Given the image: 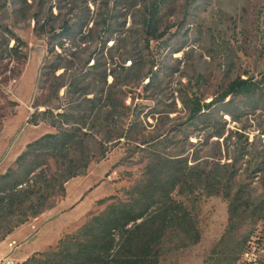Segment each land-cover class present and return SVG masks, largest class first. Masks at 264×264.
Returning <instances> with one entry per match:
<instances>
[{
    "label": "rangeland",
    "instance_id": "obj_1",
    "mask_svg": "<svg viewBox=\"0 0 264 264\" xmlns=\"http://www.w3.org/2000/svg\"><path fill=\"white\" fill-rule=\"evenodd\" d=\"M154 1L0 0V30L25 43L26 57L21 63L10 60L16 44L10 40L0 62V177L29 143L57 133L48 122H29L45 109L34 108L35 101L87 117V129L98 126L80 151L70 154L95 158L87 173L69 181L65 195L49 200L42 215L9 235L46 185L35 176L33 194L21 197L24 203L11 212L10 193L0 194L8 196L0 204V245L6 241L0 259L22 263L17 253L26 240L37 243L30 256L55 248L58 236L74 233L104 210L96 201L87 213L72 211L81 192L99 187L87 206L120 194L141 179L155 153L186 160L195 172L220 173L232 180L242 203L250 204L231 222L221 194L207 196L205 186L191 195L175 192L192 211L201 239L184 249L166 244L160 264H234L251 238L264 234V0H166L159 36L151 39L143 21ZM238 78L260 82V97L253 102L228 96L225 105L210 110L209 119L191 121L193 100L214 104ZM96 98L102 108L91 113L89 102ZM67 165V158L49 160L45 176L54 177ZM226 183L216 187L223 191ZM257 209L260 218L253 216ZM18 231L22 243L12 240Z\"/></svg>",
    "mask_w": 264,
    "mask_h": 264
},
{
    "label": "trees",
    "instance_id": "obj_2",
    "mask_svg": "<svg viewBox=\"0 0 264 264\" xmlns=\"http://www.w3.org/2000/svg\"><path fill=\"white\" fill-rule=\"evenodd\" d=\"M166 0H155L147 8L143 21L147 35L151 39L159 36L161 26V8ZM9 32V39L0 30V62L3 61L4 48H9L10 40L16 42L11 47L10 60L21 63L26 60L21 52L25 43L14 33ZM70 33V29H65ZM22 45V46H21ZM7 50V49H6ZM15 79V78H14ZM261 83L246 81L240 78L231 82L227 89L215 100L214 104L200 105L192 101V120H207L210 110L225 105L228 96L245 98L254 102L260 97ZM61 86L55 90L56 98ZM91 113L100 112L101 99L90 100ZM44 106L43 111H35L29 122L38 126L48 122L57 133L46 134L29 143L26 150L18 156L14 166L0 177V194L10 193L8 198L10 212L17 204H23L21 197L28 198L35 176L45 182L42 195L31 202L24 219L11 225L8 235L20 225L33 218H38L47 209V202L66 193V184L72 179L84 176L95 158L81 153L80 157H71L72 152L80 151L88 138L97 133L98 126L87 129L85 116L68 114L62 107H52L39 100L34 108ZM206 110L208 111L206 113ZM237 110V109H235ZM205 111V112H202ZM105 152L100 157L105 159ZM67 158L68 165L54 177H46L44 168L49 160ZM183 159H173L152 154L144 167L142 177L132 187L122 189L120 194L111 195L96 202L104 207L99 214L91 215L77 231L66 234L59 239L57 246L46 253H35L21 264H160L165 254V245L184 249L200 242L201 235L192 211L181 201L173 197L175 192L196 193L203 186L207 196L222 195L229 202L230 221L241 216L242 203L240 194H234L229 185L232 180L225 179L220 173L197 171ZM226 186L223 191L217 185ZM26 187H29L28 189ZM0 198V204L6 199ZM250 208V207H249ZM11 214V213H10ZM261 209L254 211L253 216L260 218ZM86 219V218H85ZM246 248V247H245ZM239 255L234 264H238L244 253Z\"/></svg>",
    "mask_w": 264,
    "mask_h": 264
},
{
    "label": "crops",
    "instance_id": "obj_3",
    "mask_svg": "<svg viewBox=\"0 0 264 264\" xmlns=\"http://www.w3.org/2000/svg\"><path fill=\"white\" fill-rule=\"evenodd\" d=\"M97 189H99V187L98 188H96L95 190H91V187H88V188H86L83 192H81L78 196H77V198H76V200H75V202L72 204V206H71V210L72 211H74V210H78L79 212H83V211H85V212H83V213H87L86 211H89V210H87V208L88 209H91L92 210V208L94 207V205H95V202L96 201H98V200H94V202L92 201L91 202V204L89 205V206H87V202H88V197L90 196V195H92L94 192H96L97 191ZM65 200V199H64ZM63 200V201H64ZM62 201V202H63ZM87 206V207H86ZM92 207V208H91ZM85 208V209H84ZM90 210V211H91ZM86 218V216H83L82 217V219H85ZM26 228L24 227V230H25ZM19 234H20V232L18 231V232H16V233H14L13 235H12V240H14L15 242L16 241H20L21 242V239L22 238H20L19 237ZM25 234V233H24ZM25 235H27V234H25ZM24 235V236H25ZM27 237V236H26ZM11 238V237H10ZM60 239V237L58 236L57 238H56V240L55 241H58ZM6 242V241H5ZM5 242H3L0 246H4L5 247ZM22 243V242H21ZM36 247H37V243H34V241H32V240H26L25 242H23L21 245H20V251L17 253V256L18 257H20V259H21V262H23L22 260H27V258L30 256V254L36 249ZM26 255V256H25ZM25 256V257H24Z\"/></svg>",
    "mask_w": 264,
    "mask_h": 264
},
{
    "label": "built area",
    "instance_id": "obj_4",
    "mask_svg": "<svg viewBox=\"0 0 264 264\" xmlns=\"http://www.w3.org/2000/svg\"><path fill=\"white\" fill-rule=\"evenodd\" d=\"M0 264H21L11 258L0 259ZM238 264H264V234L253 236L248 242Z\"/></svg>",
    "mask_w": 264,
    "mask_h": 264
}]
</instances>
